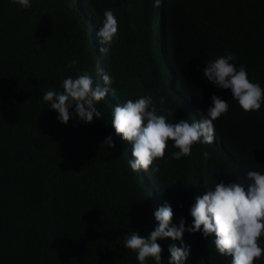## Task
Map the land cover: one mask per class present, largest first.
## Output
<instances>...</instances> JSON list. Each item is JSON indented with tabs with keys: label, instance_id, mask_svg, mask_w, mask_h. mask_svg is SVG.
I'll list each match as a JSON object with an SVG mask.
<instances>
[{
	"label": "trees",
	"instance_id": "trees-1",
	"mask_svg": "<svg viewBox=\"0 0 264 264\" xmlns=\"http://www.w3.org/2000/svg\"><path fill=\"white\" fill-rule=\"evenodd\" d=\"M168 1L164 27L180 82L203 105L204 116L212 95L229 103L228 112L213 122L224 149L197 143L190 156L174 160L177 149L169 141L166 156L149 168L175 205L172 223L183 218L187 227L198 175L236 182L226 168L227 151L240 155L245 169L264 173V104L245 113L230 90L216 88L202 74L208 61L231 53L236 67L244 65L249 79L264 88V0ZM87 2L125 7L120 0ZM30 4L24 9L0 0V264H139L124 238L130 231L147 236L157 227L155 201L134 179L128 163L132 145L115 134L110 104L96 105L102 119L84 124L73 116L65 125L43 100L46 91L62 92L64 79L85 71L97 83V54L82 30L84 20L71 0ZM134 6L142 16L123 12L122 18L134 28L145 27L154 0ZM118 42L106 60L114 90L128 97L136 93L131 77L141 89L130 65L136 44L127 56ZM72 60L76 66L67 68ZM109 136L113 148L102 144ZM202 239V232H185L181 241L158 240L161 264H168L169 245L184 241L191 264H208L212 245ZM260 243L264 246V237ZM146 264L156 262L149 258ZM254 264H264V258Z\"/></svg>",
	"mask_w": 264,
	"mask_h": 264
},
{
	"label": "clouds",
	"instance_id": "clouds-1",
	"mask_svg": "<svg viewBox=\"0 0 264 264\" xmlns=\"http://www.w3.org/2000/svg\"><path fill=\"white\" fill-rule=\"evenodd\" d=\"M71 1L84 20L82 30L90 50L97 54V83L85 71L76 78L64 79L62 92L46 91L43 100L49 102L50 110L55 111L58 121L65 125L73 116L84 124L92 123L94 118L102 119L96 105L101 101L110 104L115 134L132 145V158L128 163L134 179L155 201L153 216L157 227L147 236L130 231L124 238L125 248L136 253L139 264H146L149 258L161 264L163 249L158 240L181 241L185 232H202V240L208 239L212 245L208 264H254L264 258V246L260 243L264 237V173L245 169L241 156L227 151L224 154L226 168L236 176L233 178L236 182L225 184L213 175L208 181L198 175L190 193L193 197L192 223L186 227L183 218L178 224L172 223L175 205L168 200L167 190L156 184L149 170L155 160L166 156L169 141L177 149L171 154L174 160L190 156L192 146L197 143L224 149L215 135L213 122L229 110L227 101L212 95L204 116L200 111L203 105L194 102L180 82L164 27L169 1L154 0V8L146 14L148 23L137 28L125 21L121 13L142 16L134 6L142 0H120L125 3L120 9L109 4L93 7L87 0ZM12 2L24 9L31 7L30 0ZM119 39L127 56L130 44H136L130 65L134 76L140 79L141 89L131 77L136 93L128 97L114 90L109 76L110 63L106 60L109 47L119 43ZM235 60L234 55L225 53L208 61L202 70L203 77L218 89L230 90L232 100L243 112L258 111L264 104V88L249 79L244 65L237 68ZM149 62L152 67L148 68L145 64ZM76 64L77 61L72 60L66 67L74 68ZM170 118L177 121L169 122ZM102 144L115 147L111 136ZM203 155L207 158L209 153ZM207 188L210 190L206 191ZM185 238L188 239V235ZM186 244L184 241L179 247L169 245L168 264H191L190 248Z\"/></svg>",
	"mask_w": 264,
	"mask_h": 264
}]
</instances>
